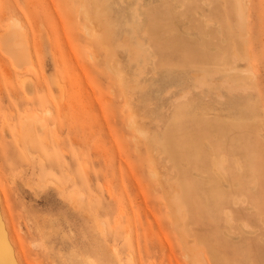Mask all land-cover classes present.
I'll return each mask as SVG.
<instances>
[{"label":"rangeland","instance_id":"374dc122","mask_svg":"<svg viewBox=\"0 0 264 264\" xmlns=\"http://www.w3.org/2000/svg\"><path fill=\"white\" fill-rule=\"evenodd\" d=\"M10 14L28 40L17 65L0 50V264H204V244L264 264V0H0ZM198 150L244 188L230 219L195 187Z\"/></svg>","mask_w":264,"mask_h":264},{"label":"bare ground","instance_id":"6f19581e","mask_svg":"<svg viewBox=\"0 0 264 264\" xmlns=\"http://www.w3.org/2000/svg\"><path fill=\"white\" fill-rule=\"evenodd\" d=\"M84 19V18H83ZM87 32V31H86ZM27 33L23 27V25L20 23V21L17 19V17H15L14 15L10 14L9 16L0 19V50L4 51L5 55L12 60L13 64L17 65V61L15 60V58H19V57H24L25 53H24V47L27 43ZM234 55V54H233ZM233 57V56H232ZM196 58V57H195ZM207 58V57H205ZM220 58V57H219ZM200 59V58H199ZM203 59V58H201ZM213 59V58H212ZM231 59V56L228 58ZM211 60V59H210ZM218 61V60H217ZM233 61V60H232ZM200 62V61H199ZM210 63V62H209ZM219 63V62H218ZM221 63V62H220ZM202 117V116H201ZM202 119V118H201ZM40 123V121H38V124ZM134 124V123H132ZM207 124V123H206ZM44 125L40 127L43 128ZM204 126V124H203ZM32 127V121L29 122H25L24 124H22L21 128L18 129L17 131H14L13 134L16 136V140L18 142H22L23 140V132L25 130H30L29 128ZM32 129V128H31ZM203 130V129H202ZM200 135V134H198ZM230 137V136H229ZM202 138V137H201ZM234 139V138H232ZM226 140V139H225ZM235 140V139H234ZM233 140V141H234ZM231 141V140H230ZM229 141V143H230ZM179 142V141H178ZM236 142V141H235ZM225 143V141H224ZM232 143V142H231ZM193 145V144H192ZM228 145V144H227ZM233 145V144H231ZM230 145V148H231ZM184 146V145H183ZM223 146V145H222ZM236 146V145H234ZM228 147V146H227ZM176 148V147H175ZM229 148V149H230ZM217 149V148H216ZM223 149V148H222ZM228 149V148H227ZM233 149V148H232ZM235 149V148H234ZM233 149V150H234ZM226 151V149H224ZM217 151L219 152L220 149ZM228 151V150H227ZM209 152V151H208ZM190 154V153H189ZM178 156V155H177ZM192 159L193 161H190L191 166H192V170L195 171L198 174L197 177V182L195 183V187L197 186V189H203V187L205 186V178H208V184L211 188V190L213 191L212 194V198L215 199L214 200V204L211 207V209H214V212L218 215H223L225 218H231L232 216V208L233 206H237L240 205L241 203H243V199H241V193L244 190L243 187H237V186H233L231 187L228 191V193H226V191H224V189H221V181L220 183H218L215 179L217 178L216 176H214L213 173H215L216 175H219L221 177H225L226 175V167L230 164L229 162V158H227V156L225 155H221V154H216L215 150H212V154H210L207 157H201L199 150L195 151V153H192ZM180 158V157H179ZM184 160V159H183ZM185 162V161H184ZM234 162H236V160H234ZM185 164V163H184ZM209 171H213V175L210 174L208 175L207 173ZM182 174V173H181ZM204 174H207L205 176H203ZM215 177V178H214ZM220 177V178H221ZM224 180V179H223ZM206 181V180H205ZM188 181L186 180V183ZM208 186V187H209ZM208 187H206V189H208ZM175 190V189H174ZM180 190V189H179ZM204 190V189H203ZM178 191V190H177ZM206 191V190H205ZM208 191V190H207ZM206 191V192H207ZM196 192V191H195ZM204 192V191H203ZM178 194V193H177ZM203 194V193H202ZM210 194V193H209ZM196 195H198L196 193ZM211 195V194H210ZM209 196V195H208ZM202 197V196H201ZM211 198V196H209ZM207 197V198H209ZM172 200V199H171ZM175 200V199H174ZM181 200V199H180ZM178 200V201H180ZM184 200V199H183ZM209 200V199H208ZM212 199H210L211 202ZM180 202H178L179 205ZM180 206V205H179ZM181 208V207H180ZM183 209V208H182ZM184 219V218H183ZM184 221V220H183ZM182 223V221H181ZM175 224V223H174ZM183 226V224H181ZM175 226V225H174ZM199 245V244H197ZM200 246V245H199ZM198 246V247H199ZM205 248H204V252H203V260H204V264H213V252H209L206 248V245L204 244ZM185 247H187L185 245ZM188 248V247H187ZM188 250V249H187ZM187 255L189 252H186ZM199 253V252H198ZM200 254V253H199ZM202 254H200L199 258L201 257ZM195 256V254H194ZM202 258V257H201ZM201 260V259H200ZM199 262H197L196 264H198ZM201 264V263H199Z\"/></svg>","mask_w":264,"mask_h":264}]
</instances>
